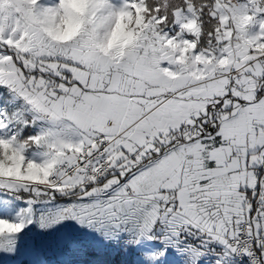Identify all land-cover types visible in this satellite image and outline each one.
Segmentation results:
<instances>
[{"label":"snow or ice","instance_id":"obj_1","mask_svg":"<svg viewBox=\"0 0 264 264\" xmlns=\"http://www.w3.org/2000/svg\"><path fill=\"white\" fill-rule=\"evenodd\" d=\"M0 264H264V0H0Z\"/></svg>","mask_w":264,"mask_h":264}]
</instances>
